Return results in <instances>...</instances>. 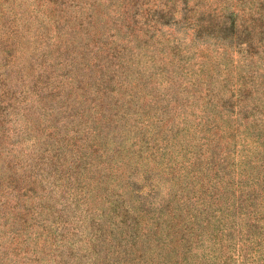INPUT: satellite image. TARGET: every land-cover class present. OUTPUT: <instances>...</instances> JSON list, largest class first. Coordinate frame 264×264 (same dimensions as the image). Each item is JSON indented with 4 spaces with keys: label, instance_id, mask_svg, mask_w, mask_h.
<instances>
[{
    "label": "rangeland",
    "instance_id": "1",
    "mask_svg": "<svg viewBox=\"0 0 264 264\" xmlns=\"http://www.w3.org/2000/svg\"><path fill=\"white\" fill-rule=\"evenodd\" d=\"M0 264H264V0H0Z\"/></svg>",
    "mask_w": 264,
    "mask_h": 264
}]
</instances>
